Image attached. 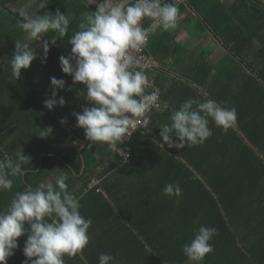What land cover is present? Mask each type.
I'll return each mask as SVG.
<instances>
[{"label":"trees","instance_id":"1","mask_svg":"<svg viewBox=\"0 0 264 264\" xmlns=\"http://www.w3.org/2000/svg\"><path fill=\"white\" fill-rule=\"evenodd\" d=\"M176 5L179 11L189 8L196 13L201 26L209 27L228 52L217 63L205 55H185L181 72L185 80L174 86L166 87L165 75L157 71L153 81L167 107L152 109L144 118L147 123L120 145L129 151L128 161L116 156L108 144L87 140L82 150L85 166L78 176L82 160L76 138L82 141L84 131L77 127L73 135L65 133L72 117L63 116L61 107L49 111L43 104L46 94L51 95L53 76L66 81L58 94L67 102L83 98L84 86L74 85L72 77L62 72L63 52L50 42L58 34L43 38L50 42L47 62L38 57L28 71L21 70L18 80L10 78L2 48H14L15 40L30 47L38 43L25 41L26 34L17 26L21 11L43 15L59 9L71 21L69 33L60 38L68 41L96 5L87 6L85 0H35L22 10L19 0H0V64L4 66L0 68V157L7 153L15 158L23 152L27 161L24 175L11 177L13 188L0 192V211L15 192L41 182L55 183L66 173L68 190L80 197L81 214L92 219L83 249L87 264H98L100 253L113 254L115 264H194L182 249L201 225L218 230L210 241L214 250L202 264H264V5L260 0H235L231 5L221 0H184ZM142 25L150 28L152 22L145 18ZM170 40L165 31L150 32L144 52L161 62L173 53ZM40 71L46 82L38 87L32 75ZM189 98L235 107L236 124L225 131L209 118L212 136L204 144L182 149L157 146L153 141H162L159 127L171 123L172 109ZM61 118H66L65 124ZM49 126L53 133L40 137ZM95 178L99 182L91 186ZM170 182L179 184L182 196L162 194ZM25 239L18 238L19 247L7 264L26 259ZM64 259L65 264H84L79 256Z\"/></svg>","mask_w":264,"mask_h":264},{"label":"clouds","instance_id":"2","mask_svg":"<svg viewBox=\"0 0 264 264\" xmlns=\"http://www.w3.org/2000/svg\"><path fill=\"white\" fill-rule=\"evenodd\" d=\"M85 3L96 5V10L68 36L71 51L68 56L59 57L60 67L72 77L74 85L84 86L80 95L90 102L81 112H73L76 127L84 130L88 141L103 142L117 149L116 153L127 162L128 153L120 145L140 127L141 119L157 101L155 92L146 91L150 81L135 55L147 44L150 35V28L144 27L142 21L147 18L153 27L168 31L177 26L179 9L174 0H85ZM260 3L264 5V0ZM19 16L17 26L26 39L43 40V51L41 54L28 43L15 40L9 64L11 76L16 80L21 70L28 69L38 57L41 63L47 62L50 42L43 39L46 34H58L51 38L55 44L69 33L71 23L69 16L59 9L55 14L45 12L35 16L21 11ZM50 84L51 95L46 94L44 107L48 110L64 107L66 100L58 90L65 89L66 81L53 76ZM209 118L227 131L237 122V110L213 99H186L178 109H172L171 123L159 127L162 141L154 138L153 142L159 147L167 144L168 148L176 149L202 145L212 136ZM60 123L65 124L66 118H61ZM52 133L49 126L39 136L46 138ZM26 162L23 152H17L15 158L7 153L0 157V192L13 188L11 177L23 176ZM67 179L62 172L55 183L41 182L35 188L29 185L15 192L11 202L0 211V264H7L8 258L15 254L18 238L22 236H26L22 249L26 259L22 264H65V256H79L87 264L83 249L89 242L92 219L81 214L80 197L68 190ZM98 182L95 178L89 184ZM162 194L180 197L182 189L170 182L163 187ZM217 232L215 227L201 225L190 242L183 245V254L194 264H202L214 250L210 241ZM115 260L110 253L98 256V264H115Z\"/></svg>","mask_w":264,"mask_h":264},{"label":"crops","instance_id":"3","mask_svg":"<svg viewBox=\"0 0 264 264\" xmlns=\"http://www.w3.org/2000/svg\"><path fill=\"white\" fill-rule=\"evenodd\" d=\"M34 1L35 0H19V3L22 5V10H24L25 7L26 8L29 7ZM221 1L228 5H231L235 2V0H221ZM174 2L178 4V1L174 0ZM44 5H45L44 3L41 4V6L38 9L42 8ZM13 7L12 10H15ZM34 15L32 14V16ZM163 31L165 30H163L160 27H153L152 25L150 27V32H158L162 34ZM165 32L168 33L169 40L173 39L172 42L174 43L175 46L174 45L170 46V49L172 50L173 53H170V55H168L161 62H158L154 59L156 61V67L154 68V70L151 71L150 74L152 76H154L158 72H160L158 73L160 75L164 74L166 87L180 84V82L182 83L185 80V77L181 75V72L185 71V55H190V54H193L195 56L205 55L207 56V60L209 62L217 63L228 52L227 49L222 44V42L217 38V35L212 33L209 27L207 26L202 27L201 23L199 22V16L193 11H190L189 8H187L186 10L184 9L179 11L177 26L174 29ZM24 39L25 41H28V39H26V35ZM42 44L43 42L40 41L33 46V48H35L41 54L43 51ZM52 45L57 46L63 52L64 56H68L70 54L71 47L68 46L69 45L68 41L58 38L56 40V43ZM3 51H5L4 58L7 59V63L9 64V60L11 58L12 52L14 51V48L12 47L2 48V52ZM206 53L208 55H206ZM181 58L183 60L182 62H180ZM179 62L181 64H179ZM8 66L5 65V67L8 68L7 72L11 73V68ZM0 68H4V66L0 64ZM29 69L30 68L22 69V70L28 71ZM10 78H12L11 74H10ZM32 79L34 80L35 83H37L38 87H41L46 82V75L44 71L36 72L35 75H32ZM9 85L13 90L14 84L10 83ZM192 85L194 87H197L198 89L203 90L201 86L197 85V83L192 82ZM203 92L204 95H207L206 91L203 90ZM89 104L90 102L86 101L84 98H80L79 96H76L74 99H70V101L68 102L66 101L65 106L60 108L61 114L63 116L72 117L71 121L69 122V126L67 128H64L63 130L65 133H70L73 135L72 130L77 129L76 119L73 115V112H81L82 108L84 106H89ZM81 130L84 131L82 128H80V131ZM78 141H80V139L76 138V142ZM83 143H84V139L81 141V145L79 146V148L85 144ZM120 147H123L125 149L124 146H120ZM107 148L110 149L109 146ZM44 153L45 152H42L41 155H43ZM103 166H105V164ZM82 173H83L82 169L80 168V171L77 175L79 176ZM96 180H98V178H96Z\"/></svg>","mask_w":264,"mask_h":264},{"label":"built area","instance_id":"4","mask_svg":"<svg viewBox=\"0 0 264 264\" xmlns=\"http://www.w3.org/2000/svg\"><path fill=\"white\" fill-rule=\"evenodd\" d=\"M175 1H178L179 2H182L184 0H175ZM135 55L141 60V65L142 67L144 68L148 78H149V81H150V85L148 87V89L146 90L148 93H152V92H155L156 95H157V101H156V104L155 106H153L152 109H155V110H163L167 107V103L162 99L161 97V92L159 90V88H157L154 84V81H153V77L152 75L150 74L152 70H154V68L156 67V61L154 60V58L152 56H149L147 55L145 52H144V46L138 51L135 53ZM59 97H57L58 99ZM55 107V106H54ZM144 124V119H141L140 121V127ZM140 127H138L133 133H135L136 131H138L140 129ZM128 139V138H127ZM126 139V140H127ZM110 147V146H109ZM110 149L113 151V153L122 158L121 155L119 153H116L117 152V149H113L110 147ZM121 149H123L124 151H126L123 147H121ZM128 153V159L130 157V154L128 151H126ZM127 159V161H128ZM124 161V160H123ZM125 162V161H124Z\"/></svg>","mask_w":264,"mask_h":264},{"label":"water","instance_id":"5","mask_svg":"<svg viewBox=\"0 0 264 264\" xmlns=\"http://www.w3.org/2000/svg\"><path fill=\"white\" fill-rule=\"evenodd\" d=\"M245 140L249 143V141L245 138ZM87 142V139L86 138H84V143H86ZM83 143V144H84ZM85 145V144H84ZM84 145H82L80 148H79V152H80V156H81V160H82V165H81V169H82V172H83V170H84V160H83V154H82V149H83V147H84Z\"/></svg>","mask_w":264,"mask_h":264}]
</instances>
